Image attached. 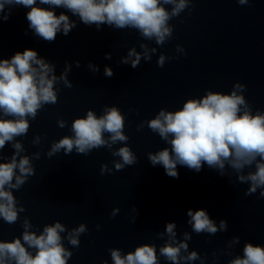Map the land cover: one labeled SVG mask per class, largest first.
<instances>
[{
    "label": "clouds",
    "instance_id": "obj_1",
    "mask_svg": "<svg viewBox=\"0 0 264 264\" xmlns=\"http://www.w3.org/2000/svg\"><path fill=\"white\" fill-rule=\"evenodd\" d=\"M194 0H0V22L7 21L15 7L30 9L26 13L28 27L33 34L44 41L52 43L58 34L67 36L77 23L61 12L57 15L55 8H63L79 19L86 26L95 25L101 30L102 25L113 29H135L148 41L154 40L156 45L163 46L173 36V26L169 21L180 16L189 9ZM243 6L250 0H236ZM47 5L48 7H41ZM170 5L169 10L166 6ZM7 9V11H6ZM128 49L119 63L137 68L141 60L151 61L156 54V47L140 44ZM176 51L186 54L180 46ZM111 59V54H105ZM172 59L161 53L157 65L163 67ZM77 68L80 61H75ZM72 65L66 64L61 74L56 75L55 64L47 61L32 49L17 51L10 59L0 58V218L7 224H14L20 219L25 207L19 203L13 190H19L35 175L33 160L40 158V152L32 155L23 154L25 148L17 137L26 136L30 129V119L35 120L45 105L58 102L56 85L62 83L72 88L68 79ZM95 74L99 66L88 64ZM104 75L112 77L113 69L105 66ZM246 86L239 82L233 85L230 93L207 90L199 98L187 99L181 108L169 111L161 108L154 118L142 121L139 131L147 127L159 135L167 146L147 153L152 166L160 165L166 175L179 178L177 166H183L199 172L204 165L219 171L221 176L236 174L240 184H248L245 196H251L259 190V197L264 198V112L252 107L246 100ZM11 117V118H7ZM59 128L67 126V121L57 120ZM125 117L119 107L105 106L102 114L87 110L86 115L75 118L70 127L71 135H65L51 143L46 153L52 157L63 151L70 155L75 151L87 156L94 149L107 148L113 157V168L102 164L101 174L122 171L127 166L138 162L136 154L127 145L129 137L125 135ZM107 134V135H106ZM41 136L34 137L33 145L41 143ZM14 150L10 158L3 155L6 145ZM123 146L114 149L113 145ZM114 208L111 215L119 213ZM133 212H137L135 207ZM138 213V212H137ZM187 224L196 234L215 235L227 231L228 223L220 220L217 224L204 209L187 211ZM135 219V218H133ZM97 225V229H99ZM22 236L10 241L0 240V264H68L73 253L64 246L66 239L73 247H79L80 237L88 229L84 223L68 229L59 220L43 226L39 233L33 231V225L25 217L22 223ZM66 233V236H62ZM157 237L164 240L159 247L154 243H144L134 251L126 254L119 248L109 249L112 264H160L163 257L169 264H190L205 260L195 251H189L188 241L192 239L190 232H183L182 238L177 236V224L167 222L163 232ZM240 238L233 237L228 248L239 244ZM34 250V252L32 251ZM242 255H236L228 264H264V246L246 242ZM231 255V253H228ZM215 255V253H214ZM103 264H108L104 261Z\"/></svg>",
    "mask_w": 264,
    "mask_h": 264
}]
</instances>
